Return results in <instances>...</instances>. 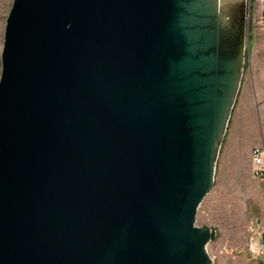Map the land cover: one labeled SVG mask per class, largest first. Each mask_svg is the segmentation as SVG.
Returning <instances> with one entry per match:
<instances>
[{
	"label": "water",
	"instance_id": "1",
	"mask_svg": "<svg viewBox=\"0 0 264 264\" xmlns=\"http://www.w3.org/2000/svg\"><path fill=\"white\" fill-rule=\"evenodd\" d=\"M252 0H13L0 40V264H214L197 224Z\"/></svg>",
	"mask_w": 264,
	"mask_h": 264
},
{
	"label": "rangeland",
	"instance_id": "2",
	"mask_svg": "<svg viewBox=\"0 0 264 264\" xmlns=\"http://www.w3.org/2000/svg\"><path fill=\"white\" fill-rule=\"evenodd\" d=\"M12 1L0 0V40ZM249 24L245 74L234 110L251 115L249 123L262 127L264 136V0H252ZM250 161L252 173H245L246 159L242 153L240 175L216 176L211 192L199 208L197 224L208 223L218 229L217 239L208 245L214 264H264V247L253 249L250 245V238L264 230V177L255 173L253 156Z\"/></svg>",
	"mask_w": 264,
	"mask_h": 264
},
{
	"label": "crops",
	"instance_id": "3",
	"mask_svg": "<svg viewBox=\"0 0 264 264\" xmlns=\"http://www.w3.org/2000/svg\"><path fill=\"white\" fill-rule=\"evenodd\" d=\"M251 121L252 117L251 115L248 117L247 112L236 113L234 110L219 157L217 177L221 175V177L225 178L227 174L240 175L243 169L241 164L242 153L246 159L245 173H252L253 165L250 163L252 150L255 146H261L264 149V136L262 127L253 126L249 123ZM244 143H247L245 147ZM261 225L264 228V215L261 218Z\"/></svg>",
	"mask_w": 264,
	"mask_h": 264
},
{
	"label": "built area",
	"instance_id": "4",
	"mask_svg": "<svg viewBox=\"0 0 264 264\" xmlns=\"http://www.w3.org/2000/svg\"><path fill=\"white\" fill-rule=\"evenodd\" d=\"M253 161L255 164V173L258 177H264V149L261 146H255L252 150ZM250 245L253 249L264 247V230H261L259 234L253 235L250 238Z\"/></svg>",
	"mask_w": 264,
	"mask_h": 264
}]
</instances>
